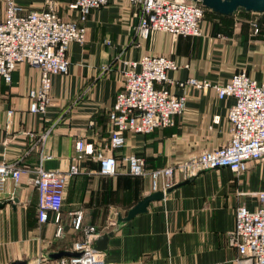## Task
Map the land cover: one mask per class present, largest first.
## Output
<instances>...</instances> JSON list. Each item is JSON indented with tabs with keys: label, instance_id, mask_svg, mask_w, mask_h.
<instances>
[{
	"label": "crops",
	"instance_id": "0c3cea01",
	"mask_svg": "<svg viewBox=\"0 0 264 264\" xmlns=\"http://www.w3.org/2000/svg\"><path fill=\"white\" fill-rule=\"evenodd\" d=\"M62 12L77 19L75 11ZM138 13L129 0H109L91 10L84 22L86 41L69 45V70L52 77L51 103L44 113L28 109V90L39 81L38 68L18 63L11 82H0V162H17L23 170L16 185L8 184L12 196L1 195L5 203L0 208V264L18 259L30 264L45 253L72 250L90 228L93 244L117 228L100 251L105 264H236L231 234L235 210L239 205L250 209L258 205L255 193L264 190V162L250 161L240 174L219 167L185 177L183 161L228 140L226 114L234 100L178 82L194 76L224 83L240 68L264 81V16L257 21V33L247 23L236 22L234 14H218L231 23L229 27L203 20L200 36L158 31L143 38L136 31ZM144 54L171 56L180 65L169 71V87L186 94V107L174 117L173 125L150 133L127 132L123 146L109 149L107 112L122 87L123 61ZM79 139L116 155L117 171L103 175L92 157L79 160V174L69 177L65 186L60 222L50 214L41 223L36 213L38 191L32 182L35 170L39 164L66 170ZM127 154L142 157L148 171L172 167L173 184L183 183L149 202L145 212L120 222L144 196L163 191L161 186L152 187L149 172L128 173L121 159ZM43 155L50 157L41 160ZM14 197L18 198L15 207ZM77 213L81 223L74 228Z\"/></svg>",
	"mask_w": 264,
	"mask_h": 264
},
{
	"label": "built area",
	"instance_id": "2783aa9c",
	"mask_svg": "<svg viewBox=\"0 0 264 264\" xmlns=\"http://www.w3.org/2000/svg\"><path fill=\"white\" fill-rule=\"evenodd\" d=\"M109 0H71L68 10L75 11L77 20L64 17L52 8L27 10L17 0H0V82L10 83L18 63L38 68V83L28 90L29 111L44 113L51 103L52 77L69 70L67 52L72 42L86 41L84 25L91 10ZM137 5V34L149 38L155 32H168L174 36H200L205 7L192 0H129ZM253 32H258L255 22ZM122 69L123 83L116 93L107 115L111 124L109 149L125 144L126 133H150L174 124V117L186 107V94L174 93L169 84V71L180 65L171 56L144 54L136 60H125ZM188 63L183 64L188 67ZM178 85L198 89H212L220 99L232 97L227 109L229 137L225 144L203 150L180 164L185 177L211 168L228 167L240 174L247 170L250 161L264 162V81L253 78L244 68L231 74L224 83L189 76ZM217 121V118H216ZM76 155L66 170L45 169L38 165L33 185L38 191L36 213L38 221H48L54 214L60 222L63 193L69 177L77 175L79 160L90 156L99 163L98 172L115 174L119 158L81 139L75 142ZM41 156V160L49 158ZM132 176L149 172L154 189L165 190L173 184L172 167L148 171L142 157L127 154L121 158ZM17 162H0V200L9 182L17 184L22 174ZM258 205L248 208L239 205L235 210L232 242L237 250L236 264H264V190L255 193ZM81 213L72 220L79 228ZM61 229L58 224L57 232ZM94 232L90 228L84 239L73 244L79 256L60 258V264H105L102 252L94 250ZM220 264V263H213Z\"/></svg>",
	"mask_w": 264,
	"mask_h": 264
},
{
	"label": "water",
	"instance_id": "95a60500",
	"mask_svg": "<svg viewBox=\"0 0 264 264\" xmlns=\"http://www.w3.org/2000/svg\"><path fill=\"white\" fill-rule=\"evenodd\" d=\"M192 1H199L205 8L208 10L218 13L220 15L231 16L235 12L240 11H253V12H262L264 11V0H192ZM183 182L175 183L169 187H167L163 191H155L152 192L140 201L137 202L135 206H133L128 212L125 217H120V222H125L131 219L134 215L138 213L145 212L147 210V206L149 202L162 199L164 195L170 192L173 188L178 187ZM13 206L18 201L17 197L12 198ZM5 201L0 200V208L4 205ZM117 229V228H115ZM115 229L102 234L95 240L94 250L96 251H103L107 248V240L109 236L115 231ZM81 252L73 251V250H57L43 254V256L47 259H58L63 256H79ZM8 264H28L25 259H18L11 261Z\"/></svg>",
	"mask_w": 264,
	"mask_h": 264
},
{
	"label": "rangeland",
	"instance_id": "374dc122",
	"mask_svg": "<svg viewBox=\"0 0 264 264\" xmlns=\"http://www.w3.org/2000/svg\"><path fill=\"white\" fill-rule=\"evenodd\" d=\"M19 3H21L27 10L30 9H46V8H52L55 11H57L60 15L66 16L62 10H68L67 4H63L61 0H17ZM70 17V14H68ZM236 22L238 23H247L250 25L251 29L253 28L252 22H255L258 24V20L260 19L261 16H264V11L258 13V12H253V11H245L242 13H234ZM68 17V16H67ZM71 18V17H70ZM77 18V17H76ZM218 18V19H216ZM77 20V19H76ZM203 20H209L213 24H219V27H222L226 29L229 27V24H231L228 20L220 17L218 14L211 12L207 8L205 9L204 13V18ZM258 26V25H257ZM253 31V29H252ZM60 258L58 259H47L43 255L39 256L37 260L34 262H31L30 264H60Z\"/></svg>",
	"mask_w": 264,
	"mask_h": 264
},
{
	"label": "trees",
	"instance_id": "16d2710c",
	"mask_svg": "<svg viewBox=\"0 0 264 264\" xmlns=\"http://www.w3.org/2000/svg\"><path fill=\"white\" fill-rule=\"evenodd\" d=\"M212 12V11H211ZM241 12H245V11H241ZM247 12V11H246ZM214 13V12H213ZM216 14H218V13H216Z\"/></svg>",
	"mask_w": 264,
	"mask_h": 264
}]
</instances>
